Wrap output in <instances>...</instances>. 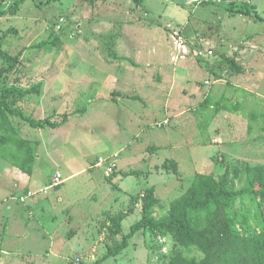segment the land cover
Segmentation results:
<instances>
[{"label":"rangeland","instance_id":"1","mask_svg":"<svg viewBox=\"0 0 264 264\" xmlns=\"http://www.w3.org/2000/svg\"><path fill=\"white\" fill-rule=\"evenodd\" d=\"M12 3L0 0V11ZM9 28L17 33L3 41L0 68L19 60L6 86L42 84L16 107L62 125L34 129L11 118L36 154V194L17 201L8 187L28 175L0 158V241L3 229L18 226L13 211L31 224L19 238L9 228L16 241L1 243V264L8 254L94 264L140 220L150 188L161 219L197 173L224 179L234 194L224 201L231 229L264 250V184L248 171L264 164V0H23L0 18V33ZM55 37L61 41L51 45ZM205 49L212 56L197 54ZM98 157L120 159L117 173L92 168ZM85 167L44 191L56 173ZM178 250L170 234L144 229L101 264H165Z\"/></svg>","mask_w":264,"mask_h":264},{"label":"trees","instance_id":"2","mask_svg":"<svg viewBox=\"0 0 264 264\" xmlns=\"http://www.w3.org/2000/svg\"><path fill=\"white\" fill-rule=\"evenodd\" d=\"M132 1L139 5L141 0ZM227 1L230 4L236 2V0ZM246 1L242 0V2ZM22 2L23 0H19V2L13 0L7 10L0 11V18L6 14L15 15L18 5ZM230 11L232 10L230 9ZM233 14L249 16L251 12L238 9ZM252 14L257 17L255 13L252 12ZM11 33L16 34L17 30L9 28L0 33L1 55L3 41ZM59 41H61L60 38L55 37L50 43L56 45ZM47 43L40 44L38 47ZM8 59L10 65L0 68V158L11 163L13 167L24 174L31 176L36 154L27 148L28 140L20 137L11 118L17 117L34 129H56L62 125V122H51L48 119L36 121L16 107V104L27 95H40L42 84L39 83L27 89L6 86L5 74L17 67L19 55ZM231 67L235 72L242 73L244 71L242 67L233 62ZM248 171L252 174V178L259 179V183L264 184V164L251 167ZM224 184L223 178L216 180L209 174H195L191 185L181 196L171 201L166 216L161 219L153 217L152 209L158 205V200L154 197L153 189L150 188L142 204L140 220L130 227L129 233L122 237L120 244L109 247L107 253L94 264H101L107 258L117 256L126 249L129 239L136 232L144 229L170 234L179 247L180 250L174 252L165 264H264V250L258 251L249 237L231 229L224 201L230 199L234 194L225 190ZM21 195H18V198ZM194 252L201 257L191 255Z\"/></svg>","mask_w":264,"mask_h":264},{"label":"crops","instance_id":"3","mask_svg":"<svg viewBox=\"0 0 264 264\" xmlns=\"http://www.w3.org/2000/svg\"><path fill=\"white\" fill-rule=\"evenodd\" d=\"M155 147H158V145H155ZM124 148H121L120 150H123ZM119 150V151H120ZM119 151H117V152H119ZM153 155V154H152ZM154 156V155H153ZM83 158H85V156L83 157ZM119 161H121L120 159L118 160V163H117V169L119 168ZM129 160L127 159V162H128ZM132 161H134V160H132ZM141 161H145V158H142L141 159ZM117 162V161H116ZM139 162V161H138ZM93 162H91L90 164H92ZM92 168H93V164H92ZM117 169L115 170V172L117 173ZM14 171L16 172V173H18V175L20 174H24L22 171H20L19 169H17V168H15L14 167ZM33 173H34V171H32V174H31V176H16L18 179H19V181L20 180H23L24 181V183H22L21 184V186L20 185H18V184H16L15 182H13L8 188H11L10 190H16V192H18L17 194H19V193H21L22 194V196L23 195H26L28 192H32V193H35V192H33V191H31V189H33L34 188V186H33V184L31 185V188L29 187V185L31 184V182H32V180L33 179H35V177L36 176H33ZM85 173H87V171H86V167L85 168H82V169H80V170H77L76 172H73L70 176H68L67 178H64L65 179V181L62 183V184H64L67 180H69V179H72L73 177H75L76 175H82V174H85ZM124 175H126V174H124ZM112 176V175H111ZM92 177V176H91ZM106 177V176H105ZM107 178H110V177H107ZM113 182V181H112ZM34 183V182H33ZM61 184V185H62ZM13 185V186H12ZM61 185H59V186H61ZM12 186V187H11ZM48 186H45L44 187V191L46 190V188H47ZM13 188V189H12ZM51 189V188H50ZM40 190H42V189H40ZM39 190V191H40ZM49 190V189H48ZM20 191V192H19ZM13 192V191H12ZM16 192H15V194H16ZM22 192H24V193H22ZM14 194V193H13ZM21 194H19V195H21ZM36 194V193H35ZM17 201H20V200H17ZM26 201V200H25ZM21 202V201H20ZM36 202L37 201H33V204L34 205H36ZM21 203H23V202H21ZM25 203V202H24ZM15 208V207H14ZM13 208V209H14ZM28 208H29V206H28ZM13 213V217H12V215H11V219L13 218V220L14 221H16V223H17V228H16V230H11V228H10V226H8V227H6V229L4 230L3 229V233H2V239H1V241H0V248H1V243H4V245L7 243V242H12L13 243V241H16L14 238H13V236H11L10 237V235H9V228H10V230L16 235V238H19L20 236H22L23 234H25V232H27V231H29V227H30V223H28V222H26V217H24L23 216V211H19V212H16V211H13L12 212ZM25 214V213H24ZM28 219H33V217H32V214H28ZM6 220H10V217H7L6 218ZM38 221V220H37ZM18 234V235H17ZM40 237H44V235L43 234H41L40 235ZM39 236H38V238H36V235H35V237H34V243H36V244H39L40 243V241H43V240H41V238H40ZM15 250V249H14ZM12 251H13V249H12ZM2 253H3V250H1V258H2ZM19 256L20 255H15V257L13 256L12 257V255L10 256V254H8V256H7V258H5L6 260H8V261H10V263H8V264H27V263H32V262H34V263H32V264H43V263H39V262H42V260H41V258H39L38 256H35V258L34 257H32V256H30L29 254L27 255V256H25V255H22V258L20 259L19 258ZM37 260V261H36ZM2 259H1V262H0V264L2 263Z\"/></svg>","mask_w":264,"mask_h":264},{"label":"built area","instance_id":"4","mask_svg":"<svg viewBox=\"0 0 264 264\" xmlns=\"http://www.w3.org/2000/svg\"><path fill=\"white\" fill-rule=\"evenodd\" d=\"M197 54L200 57L212 56L211 55L212 52L210 50H208V49H205L204 51L203 50H199L197 52ZM206 54H209V55H206ZM205 84H209V82L208 81H205ZM168 123H169V120L166 119L162 123H160L159 126L167 125ZM116 167H117L116 160L114 158H110V157H106V158L98 157L97 160L95 161L94 165H93V168H103L105 170L104 174H105L106 177H111V175L115 172ZM64 181H65V179L63 178V176L61 174H59V173H56L53 176L52 180H51V184L46 188V190H48V189H50L52 187L59 186ZM34 194L35 193L28 192L26 195L19 196L18 199L21 202H24L27 199V197H31Z\"/></svg>","mask_w":264,"mask_h":264}]
</instances>
